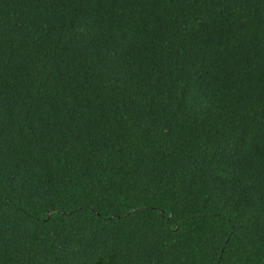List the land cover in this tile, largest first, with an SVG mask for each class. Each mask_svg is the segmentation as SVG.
<instances>
[{"label": "trees", "instance_id": "trees-1", "mask_svg": "<svg viewBox=\"0 0 264 264\" xmlns=\"http://www.w3.org/2000/svg\"><path fill=\"white\" fill-rule=\"evenodd\" d=\"M0 264H264V0H0Z\"/></svg>", "mask_w": 264, "mask_h": 264}]
</instances>
